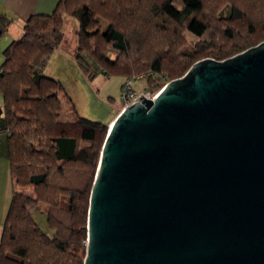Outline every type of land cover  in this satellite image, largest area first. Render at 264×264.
<instances>
[{
    "label": "water",
    "instance_id": "water-1",
    "mask_svg": "<svg viewBox=\"0 0 264 264\" xmlns=\"http://www.w3.org/2000/svg\"><path fill=\"white\" fill-rule=\"evenodd\" d=\"M139 98L101 146L83 264H264V42Z\"/></svg>",
    "mask_w": 264,
    "mask_h": 264
},
{
    "label": "trees",
    "instance_id": "trees-1",
    "mask_svg": "<svg viewBox=\"0 0 264 264\" xmlns=\"http://www.w3.org/2000/svg\"><path fill=\"white\" fill-rule=\"evenodd\" d=\"M66 17L78 22L75 60L85 73H94L88 58L122 77L121 86L145 74L150 92L197 60L220 62L264 42V0H59L52 13L32 14L0 63V114L15 185L0 264H83L90 190L109 123L76 117L60 82L45 74ZM40 208L51 234L33 218Z\"/></svg>",
    "mask_w": 264,
    "mask_h": 264
},
{
    "label": "rangeland",
    "instance_id": "rangeland-1",
    "mask_svg": "<svg viewBox=\"0 0 264 264\" xmlns=\"http://www.w3.org/2000/svg\"><path fill=\"white\" fill-rule=\"evenodd\" d=\"M167 10L170 11L168 8ZM65 20L64 37L51 54L45 66V74L60 82V94L67 101V105L72 104L76 117H85L106 124L111 119L113 120L121 110L122 87L120 86L123 78L104 74L103 68L93 64L88 58H85V61L94 73L91 77L85 73L82 66H79L75 60L77 42L74 30L78 28V22L71 17H66ZM2 23L0 22V28ZM3 44L4 37L0 34V45ZM145 79L146 77H143L139 81H132L131 87L135 91L145 88ZM25 192L31 193L32 189L28 188ZM33 218L42 231L51 234L46 225L44 208L35 211Z\"/></svg>",
    "mask_w": 264,
    "mask_h": 264
},
{
    "label": "crops",
    "instance_id": "crops-1",
    "mask_svg": "<svg viewBox=\"0 0 264 264\" xmlns=\"http://www.w3.org/2000/svg\"><path fill=\"white\" fill-rule=\"evenodd\" d=\"M59 0H0V22L5 27L0 28L4 37V44L0 45V63L3 60L2 50L12 40L19 39L23 32V25L32 14H50ZM3 28V29H2ZM0 105L2 95L0 93ZM122 108V104L120 109ZM112 119L108 122L110 123ZM4 118L0 114V239L4 219L14 191L13 179L10 174V163L7 159V132L3 130Z\"/></svg>",
    "mask_w": 264,
    "mask_h": 264
},
{
    "label": "built area",
    "instance_id": "built-area-1",
    "mask_svg": "<svg viewBox=\"0 0 264 264\" xmlns=\"http://www.w3.org/2000/svg\"><path fill=\"white\" fill-rule=\"evenodd\" d=\"M147 75H139L135 76L132 78H128L123 84H122V89H121V99H122V108L128 107L130 104L135 103V102H141L140 95H142L144 98L152 100L154 99V96L157 95V92H150L146 88H141L139 91H135L131 87V82L134 80L142 79L143 77H146ZM121 108V109H122Z\"/></svg>",
    "mask_w": 264,
    "mask_h": 264
}]
</instances>
